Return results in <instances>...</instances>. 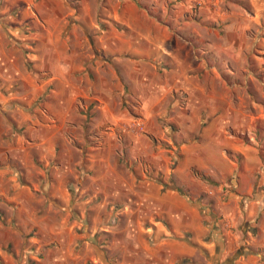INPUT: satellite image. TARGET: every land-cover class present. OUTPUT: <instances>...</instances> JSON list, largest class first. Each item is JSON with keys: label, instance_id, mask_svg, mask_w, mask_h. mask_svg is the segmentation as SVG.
<instances>
[{"label": "crops", "instance_id": "1", "mask_svg": "<svg viewBox=\"0 0 264 264\" xmlns=\"http://www.w3.org/2000/svg\"><path fill=\"white\" fill-rule=\"evenodd\" d=\"M177 1L0 0V264H264V112Z\"/></svg>", "mask_w": 264, "mask_h": 264}, {"label": "rangeland", "instance_id": "2", "mask_svg": "<svg viewBox=\"0 0 264 264\" xmlns=\"http://www.w3.org/2000/svg\"><path fill=\"white\" fill-rule=\"evenodd\" d=\"M156 16H169L167 24L222 74L229 93L245 110L264 112V0H182L157 6L143 3ZM89 122V124H88ZM84 135L92 138L90 119ZM264 140V119L258 123Z\"/></svg>", "mask_w": 264, "mask_h": 264}, {"label": "trees", "instance_id": "3", "mask_svg": "<svg viewBox=\"0 0 264 264\" xmlns=\"http://www.w3.org/2000/svg\"><path fill=\"white\" fill-rule=\"evenodd\" d=\"M145 9H147V8H145ZM148 10V9H147ZM156 16V15H155Z\"/></svg>", "mask_w": 264, "mask_h": 264}]
</instances>
